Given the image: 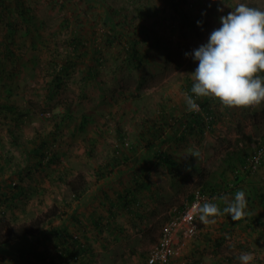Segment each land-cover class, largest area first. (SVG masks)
I'll return each instance as SVG.
<instances>
[{"label": "rangeland", "instance_id": "obj_1", "mask_svg": "<svg viewBox=\"0 0 264 264\" xmlns=\"http://www.w3.org/2000/svg\"><path fill=\"white\" fill-rule=\"evenodd\" d=\"M240 2L264 9V0H0V104L18 107L24 115L17 134L22 145L13 143L8 121L0 119V179L6 181L0 183L22 191L9 208H2L0 221L23 225L52 208L80 216L102 207L106 215L109 202L90 198L98 167L117 156L150 159L155 150H163L179 168L171 173L154 158L145 165L144 180L151 188L140 201L141 212L147 211L141 219L153 218L152 225L131 224L133 230L120 238L107 231L101 242L85 221L84 237L70 216L58 214L55 225L66 223L70 235L85 245L74 264H147L164 224L198 189L217 195L214 203L221 209L235 191L244 190L247 214L231 225L228 214L200 221L198 234L172 264H240L242 251L254 254L252 264H264V164L256 170L250 166L264 144V102L228 107L212 97L214 130L202 139L190 136L176 150L158 143L147 149L141 134L159 120L164 106L176 116L185 112L183 88L196 67L185 53L205 42L219 26V16ZM136 39L146 54L138 71L128 60L129 42ZM70 61L75 66L69 76L61 69ZM84 118L88 124L79 129ZM59 126L61 133L52 135ZM119 128L127 136L125 145L118 141ZM42 139L48 145L40 158L35 148ZM86 145L94 146L92 156ZM77 175H84L88 189L79 203L67 185ZM52 235L40 250L49 264H67ZM22 245L26 242L0 249V264L35 263L32 256H19Z\"/></svg>", "mask_w": 264, "mask_h": 264}, {"label": "trees", "instance_id": "obj_2", "mask_svg": "<svg viewBox=\"0 0 264 264\" xmlns=\"http://www.w3.org/2000/svg\"><path fill=\"white\" fill-rule=\"evenodd\" d=\"M182 2H186V0H182ZM184 17L186 18L187 16L184 15ZM129 43H130V48L128 49L129 50L128 60L130 62V65L133 66V69L138 71L142 69V67L145 64L144 59L146 54L142 53L137 39L134 41H130ZM74 66H75V62L73 61H70L68 63L66 62L64 67L61 69V71L69 75L70 71H72V67ZM88 73L89 76L91 77L93 76V71L90 70L88 71ZM192 83L193 81L191 78L187 79L183 88L184 93L185 92L190 93ZM212 99H213L212 96L197 98V103L200 105L201 108V110L198 112L195 110H188L186 103L184 101L183 105L185 108V112L180 116L175 115L176 111H174L173 108L167 111V107L164 106L163 112L159 120L151 122L150 125L146 126L145 131L141 133L142 140L144 141L148 140L147 143L145 144L146 148L150 150L151 149L154 150L156 144L158 143V145L160 146L169 145L173 150H176V148L182 145L184 141L188 139L190 136H193L198 139L204 138L206 132L208 130L211 131L214 130V127L216 125L215 119L217 117V114L214 108L212 107ZM17 108L18 107L11 106L8 104H0V119H4L8 121L6 126L9 134L11 135L13 143H15L16 145H22L17 134L19 133L18 131H20L22 128L21 123L23 122L24 115L21 114ZM87 120H88L87 118H84L81 125L79 126V129L84 130L85 126H87L88 124L86 122ZM60 133L61 131L59 126V128L57 127L56 129H54V133H52V135L53 134L59 135ZM117 135H118L119 143L121 145H125V141L127 139L126 134L123 133V131L119 128L117 130ZM47 145H48L47 139H42V141L37 144L36 146L37 148H35V151L40 152L38 153L40 155V158H42V156L43 157L45 156L43 151L41 152L40 150L45 149ZM86 147L88 148V152L92 156V152L94 153V146L86 145ZM149 157L152 159L154 158L153 159L154 162L158 160V162H155V164L166 168L171 173L176 172V170L179 168L177 161H175L172 158V156L168 151L155 150L153 154ZM115 158L111 160H115ZM128 158L129 157L127 155L117 156V159H121L124 161L127 160ZM263 164H264V160L261 163V165ZM39 165L40 167L42 166L41 163H39ZM107 166H109L108 163L103 168L107 169ZM1 167L0 170L4 169L3 165H1ZM20 170L21 169H17V172H19ZM14 173H16V171ZM0 182L5 183L6 181H4L1 178ZM2 183H0V213L4 214V211H1L2 208L4 206L9 208L13 202L17 201V198L22 193V191H21V187L18 185H14L13 183H8V186H5L2 185ZM133 183L137 185V188L128 190L127 195L133 194L134 190L140 191L143 188H145V186L146 187L148 186L146 185L145 182L139 183L137 179H135V182ZM67 185L68 188L71 189L72 200L74 201L80 200L82 195L87 191L86 190L87 181L85 177L82 175H78L76 179L68 181ZM103 199L108 203L110 200L109 195H106V198L103 197ZM109 204L113 206L111 202ZM129 204L124 206L129 207ZM58 214L61 215L62 219L70 216L71 220L75 222L74 223L75 225L86 231L87 226L85 225L86 228H83L84 218L76 215H69L67 211H63V213H61L60 211L52 208L50 210L45 211L42 215H40L30 223H25L19 226L11 225V223L5 219L1 220L0 249L2 250L3 247L13 242H26L25 246L22 245V247L18 249L19 256H22L23 258L26 256H32V258L34 257V259H36V262L33 264H44V263L49 264L48 261H46L48 260L46 258V255L40 250V246H43L44 242L49 238V235L53 234L52 236L54 238L50 240L54 241L55 243L58 242L57 244L61 248V251H59V258H62L64 260L67 256L78 254L79 252V251L77 252L78 249L81 251V253H83L86 250L85 245L80 241V239L77 236L72 237L70 235L68 225L62 223L60 225H55L56 217H58ZM228 215L230 220L227 223L228 224L234 223L235 221L231 219L230 214ZM262 215H260V218H263ZM101 217L103 216L101 215ZM251 218L254 219L255 217H253L251 214ZM99 223L100 225L102 224L100 221ZM47 225L49 226L48 227L49 230L46 233V235H42V231ZM104 225L107 226L106 223L102 224V226H97L99 227L101 232H102V228L103 229L105 228ZM100 231L99 234H101ZM82 233L83 236L85 237L84 231ZM32 258L29 257L31 261L33 260Z\"/></svg>", "mask_w": 264, "mask_h": 264}, {"label": "clouds", "instance_id": "obj_3", "mask_svg": "<svg viewBox=\"0 0 264 264\" xmlns=\"http://www.w3.org/2000/svg\"><path fill=\"white\" fill-rule=\"evenodd\" d=\"M185 56L196 62L195 70L189 73L193 81L190 93H184L188 110L198 109L197 98L208 96L228 107L264 102V9L237 3L226 15L219 16V26L209 32L207 40ZM246 207L242 189L235 191L222 209L207 200L192 205L203 222L220 214H230L233 221H239L247 214ZM253 256L250 251H242L238 260L240 264H252Z\"/></svg>", "mask_w": 264, "mask_h": 264}, {"label": "crops", "instance_id": "obj_4", "mask_svg": "<svg viewBox=\"0 0 264 264\" xmlns=\"http://www.w3.org/2000/svg\"><path fill=\"white\" fill-rule=\"evenodd\" d=\"M135 148L136 147H134L133 150H135ZM140 156L141 155L135 154L132 157H129L125 161L121 159H117V158H115V160H108L104 162L101 165V167H98V169L96 170V173L94 175L95 179L93 181L95 184L93 186V190L95 192H94V195L90 196V198L91 199L95 198L94 201L96 200V197L97 199L99 198V200L101 198L99 203L101 202L107 203V201H105L103 197L106 198V195H109V198H110L109 203L111 202L113 206H111L110 204L109 206L102 205V206H105V208L108 211L106 215H103L102 207H98L97 211H90V209L88 210L85 209L87 210V212L81 211L80 216L84 218V221L87 223L86 224L87 226L90 225L92 226L91 229H94L93 231L94 238L96 237L103 238L101 242L104 240V238H106L104 236L106 234H109L107 233V231H110V234L114 236L112 238H116V237L120 238L121 235L124 236L126 235L128 231L131 232L133 230V226H131V224L139 225L138 227L140 226L148 227L149 225H152L153 218H151L148 221L146 219H141L143 218V214L145 215L147 214L146 213L147 211L145 213L144 211L141 212V208H140L141 206L140 201L143 198L144 193H146L147 190L151 188L150 183L145 182L144 179L146 178V173H147L145 165L152 159L151 158L148 159V157H140ZM131 159L133 161V164L131 162ZM128 162H130V164H126ZM107 163L109 164V166H107V169L103 168ZM135 179H137L139 183L145 182L146 185L148 186L147 187L145 186V188H143L140 191L134 190L133 194L127 195L128 190L137 188V185L133 183L135 182ZM88 184L90 186L89 182ZM118 184H121L122 188L118 187ZM84 195L85 194H83L82 197ZM80 200H77L75 202L79 203ZM127 201H129L130 204ZM127 204H129V207L124 206ZM101 215L103 217H101ZM159 219H161V217H159ZM84 221H83V224H84ZM99 221L102 224H105V223L107 224V226L104 225L105 231L101 227L102 228V232H101L99 227H97V226H102V224L100 225ZM146 224H148V226ZM227 225H231V224L227 223ZM83 231L85 230L83 229ZM99 231L101 232V234H99Z\"/></svg>", "mask_w": 264, "mask_h": 264}, {"label": "built area", "instance_id": "obj_5", "mask_svg": "<svg viewBox=\"0 0 264 264\" xmlns=\"http://www.w3.org/2000/svg\"><path fill=\"white\" fill-rule=\"evenodd\" d=\"M199 105V104H198ZM199 108L195 111H200ZM264 160V144L257 151L255 157L250 160V166L256 170ZM218 199L217 195H211L198 189L194 192L188 204L175 215L171 216L164 224L158 242L151 248L147 264H172L183 255L187 240L196 236L199 232L200 219L199 212L192 208L196 201L202 204L205 200L214 202ZM79 260V255L67 256L64 261L74 264ZM182 264H194L190 261H183Z\"/></svg>", "mask_w": 264, "mask_h": 264}]
</instances>
